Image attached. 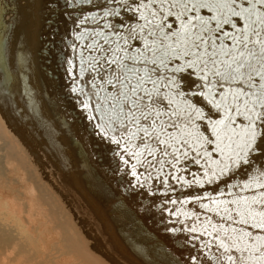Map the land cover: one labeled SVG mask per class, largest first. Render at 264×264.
<instances>
[{
	"label": "bare ground",
	"instance_id": "6f19581e",
	"mask_svg": "<svg viewBox=\"0 0 264 264\" xmlns=\"http://www.w3.org/2000/svg\"><path fill=\"white\" fill-rule=\"evenodd\" d=\"M17 1L21 6H15L16 9L9 6L16 15L31 8H37L38 12L32 17L28 10L24 13L20 26L27 35L23 41L17 39L6 48L0 35V264H218L217 258L219 264H229L228 255L241 264V258L247 260L251 248L264 244L260 239L264 230L251 226L252 217L259 221L258 214L264 212V203H253L264 192L260 183L255 182L264 184V166L256 162L264 157V146L252 153L243 149L244 127H238L242 121L232 126L240 134L234 138H239L241 150H232L233 146L231 150L239 153L244 164L237 165L229 158L226 148L221 153L215 144H205L198 154L183 143L187 139L191 145L198 146L192 135L190 138L181 135L184 120L174 116L163 120L168 131L175 132L179 138V142L173 141L177 151L168 148L165 155L160 145L154 156L145 151L138 163L129 152L140 151L146 143L156 146V139L147 140L141 133L129 140L130 130L134 129L122 118L99 124L102 128L112 127L104 129L106 133L92 126L96 114L100 121L112 112L101 100L92 114L73 106L75 89L71 93L69 85L78 88L82 82L76 77L65 81L68 100L62 107L64 98L57 91H49L48 86L52 83L56 87L64 78L50 79L45 72L48 70L44 59L51 64L55 57L39 59L30 54L34 46H43L41 38L47 27L54 28L48 24L46 27V18L42 16L45 0ZM96 2L103 8L121 7L118 0ZM3 8L0 0V19ZM48 16L53 19L57 14ZM134 25L138 28L140 23ZM58 28L69 29L63 25ZM150 39L157 40L155 36ZM98 55L100 66L111 57ZM144 67L149 74L158 69L159 73L154 74L159 78L166 72L176 75L168 66ZM37 68L46 77L37 75ZM57 70L62 71V67ZM103 70V67L95 69L100 71L96 77L87 75L83 81L95 82L97 93L107 96L110 90L98 83ZM89 71L93 74L92 69ZM256 80L257 90L253 93L264 98L260 89L263 81ZM218 85L221 92L230 95L237 89L234 83L232 88L227 82L219 81ZM247 90L244 89L248 93ZM91 100L92 95H88L85 102ZM232 100L244 103L247 99L236 100L233 96ZM199 106L204 110L199 124V130L204 131L201 139L214 140L211 127L204 126L211 117L221 121V112L203 102ZM115 110L119 111L118 106ZM124 110L127 112V107ZM176 114L183 115L178 110ZM148 123L140 120L143 126ZM171 123L178 127H169ZM258 128L264 130L262 125ZM113 139L129 146H120ZM132 140L135 142L129 143ZM126 147L129 152L124 151ZM237 210L249 219V225L235 222L241 218ZM229 212L231 220L227 219ZM233 229H243V233L252 235ZM219 240L229 245L235 240L244 251L231 247L224 253Z\"/></svg>",
	"mask_w": 264,
	"mask_h": 264
},
{
	"label": "water",
	"instance_id": "95a60500",
	"mask_svg": "<svg viewBox=\"0 0 264 264\" xmlns=\"http://www.w3.org/2000/svg\"><path fill=\"white\" fill-rule=\"evenodd\" d=\"M112 1V0H111ZM120 3V9H112V8H103L102 4H99L96 2V0H45L42 3V16H45L46 18L45 23L46 27L48 25H52L54 28L51 29L47 27V30L45 34L43 35V38H41L42 47L41 45L34 46V51L30 54L34 58L44 57H55L54 60H51V64H48V61L44 59L47 66L45 67V71L47 74L49 73L50 79H57L61 76V78H64L63 83L55 87L52 83H50V88L48 86L49 91L51 90L52 93L54 91L58 93L59 96L63 97L64 100L61 101L62 107H64V103L68 100L66 97L67 94L64 91V88H67L68 85H65V81L69 78L72 79L73 77H76L78 79H81L82 82L80 83L78 88H74L71 84L69 85L72 90L75 89V107H79V109L85 108L86 112L93 113L92 109L99 103L103 101L104 104H106V107H109L110 112L109 115H105L104 117L100 118V121H98L97 114L93 118L92 126L99 128V129H107L110 130L111 128H108L107 126L102 128L99 126V124H106L111 123L112 120H114L117 117V112L114 108V105L116 103L117 93L119 90L122 89V85L117 82L116 77L120 76L121 79L124 77H129L134 82V74L131 71V69L135 68L140 75L144 74V69L147 67H144L145 62L144 58L140 57V53L145 51V43L147 42L151 47L156 48V58L164 59L166 66L172 68L171 71H175L176 67L184 65L185 60H190L191 57H184L182 59H176L172 56L171 52H168L167 55H165L164 51L160 48V41L158 38V35L156 37V41L153 44V41H151V37L153 35H150V30H152V25L147 24V20H152L154 17L152 16L153 12H156L159 15L160 11V0H156L155 3H151L150 0H118ZM226 0H219L220 4H225ZM4 8L2 9V16L1 19L3 21L2 25H0V35L2 40V46H6V48L10 47V42H13L17 39H20V41H23L27 34H24L21 32L23 28L20 26L21 22L23 20L24 13L28 10L30 17L32 15H35L33 13L37 14V8L34 9H25L26 11H21V15H16L14 11H10L9 6H12L14 8L15 6H21L20 1L14 0L13 2H9V0H3ZM41 6V5H40ZM146 6L149 7V10L146 11ZM127 7H131V9H125ZM137 7L138 10L135 8ZM233 7H236L238 10L240 9H246L249 8L250 5L247 3V0H237V4H234ZM168 5H164L165 11L167 10ZM16 9V8H14ZM144 9V10H143ZM23 10V9H22ZM135 14H134V12ZM179 8H177L175 11H178ZM221 11L224 12V14H227V8L223 7ZM27 14V13H26ZM54 16L57 14L56 20L55 17L51 19L48 15ZM217 12L214 10L210 12L207 8H202L199 10V15L208 18L210 16L216 15ZM191 15V13H190ZM131 16V18H130ZM8 18L10 21H8ZM147 18V19H145ZM170 19L175 20V15L170 17ZM234 21H237V28L242 29L246 26V21L243 20L241 17H233ZM8 22L10 26H7L4 22ZM252 21H257L256 15L252 16ZM134 23H140V26L136 28V25ZM59 25H63L64 28L67 26L69 29L65 31H60L58 28ZM212 29L215 30V21L212 22L210 25ZM253 27H256L257 30L261 31V35L264 36V28H261L258 23L253 24ZM176 28L177 31H179L180 28V21L176 20ZM49 29H51V32H53V36H51ZM199 25L197 24L193 31H198ZM41 32V30H40ZM63 32V33H62ZM223 32L224 33H230L235 34L236 30L231 27V25H224L223 26ZM48 34V36H47ZM61 37H60V36ZM215 36L219 37L217 39L216 43L219 45L220 41L222 40L224 44L227 46V48H231L233 46V42L231 39H225L224 35L220 32H215ZM250 40H255L256 36L254 34H250L249 36ZM174 42V41H173ZM36 43V42H34ZM39 43V42H37ZM140 44V46H139ZM135 45V46H134ZM138 45V47H137ZM183 45H181L182 47ZM249 47H252L250 44ZM117 48L120 49V51L117 52ZM36 49V50H35ZM3 51V50H2ZM98 54H101L100 57L104 58H113V55L119 57L122 61V65H127V68H123L120 63H116V66H111L110 64L106 63L103 66H100V62L97 61ZM148 57L152 56V52L149 51L147 53ZM221 59H226V57L223 56L221 53ZM129 57H132L133 59H129ZM41 58V59H42ZM21 65H23V62H20ZM141 64V65H139ZM147 65H151L153 69H157V66H160L161 64H152L147 63ZM164 65H161L163 67ZM62 67V71H56V68ZM100 67H103L104 70L101 71L103 73L102 79L100 84H104L107 89L110 90V95L107 96H100L99 93H97V87L96 83L93 84L85 83L83 79L87 75H92L94 77L97 72L95 69H98ZM156 67V68H155ZM203 67V66H201ZM253 67L257 70H260L259 62L255 61L253 62ZM4 70L7 68L6 65L3 66ZM92 69L93 74L91 71ZM161 69V68H160ZM52 70V71H51ZM115 70V71H113ZM208 79L202 80L201 77L203 76V72H201L199 69H189L185 68L184 71L177 72L175 71L176 75H172L170 73L165 74L163 78H159L154 73H159L158 69L153 70L152 79L156 80L157 87L159 88V95L154 96V100L157 101L153 105V111H161L168 113L169 115H164L161 117V119L167 118L168 120L171 117L175 118H181L184 120L183 125V131H184V137H187V133L191 132L192 136L194 137L193 140H197V135L200 136V134H203L201 130H199V124L202 122L201 119L196 118V111L203 114L204 110L199 106V102H203L206 106H209L211 109L215 111L221 112L223 120L224 116V109L225 108H231L232 109V115L235 119V124L232 126H235L237 121H242V126L238 127H244V129L248 126V121L245 118L244 115H235V109L232 108L233 104H239L241 106V109L243 111V101H234L232 100L233 95H230L225 92H221V86L218 85L219 81L221 82H227L229 84V87L232 88V84H235V88H243L248 89L249 95L244 96L242 98L247 99L248 107H253V102H255V111L264 112V108L260 107L261 103H264V98H258V96L253 95V91L257 90L254 87H249L247 84V76L244 77V83L240 82H230L227 80H222L221 77L215 76L212 74V65L209 63L208 65ZM36 74L38 75L39 70L36 69ZM40 75L43 77L45 76V72L40 69ZM10 71H7L9 74ZM12 74V73H11ZM11 77H14L11 76ZM10 77V78H11ZM46 77V76H45ZM168 77H174L175 78V84L169 85ZM183 77L185 79H183ZM257 78H260L259 75L254 76L253 84L256 86L258 84ZM15 82L14 78H11V80ZM109 81H112V83H109ZM46 82V81H45ZM264 83V81L262 82ZM47 84V82H46ZM48 85V84H47ZM64 85V86H63ZM67 86V87H66ZM149 88H152V84L149 83L146 85ZM212 87L213 92L215 93V100L217 102L222 103V107L217 109L215 104L209 103V101L205 98L208 94V88ZM175 92V95H171L169 92ZM51 95V94H50ZM88 95H92L91 102H85ZM116 97V98H115ZM54 98V97H53ZM55 99V98H54ZM67 99V100H66ZM193 101V102H192ZM83 102V103H82ZM183 102H185V106H183ZM233 102V103H232ZM84 104V105H83ZM87 105V107H85ZM200 108V109H199ZM67 109V107H66ZM195 109V111H193ZM177 110L183 113L176 114ZM50 113V109L48 111ZM173 113V114H172ZM90 114V115H91ZM121 118L125 121H127L123 116ZM51 120V119H50ZM220 120H216L214 118H210L208 123L204 126V128L208 129L211 127V125L214 122H219ZM53 124V120L51 121ZM45 124V123H44ZM121 124V123H120ZM124 126L123 124H121ZM260 125L264 126V122L257 121V126L260 127ZM203 128V129H204ZM202 129V130H203ZM106 133V130H104ZM109 131H107L108 133ZM107 137V135H104ZM201 137V136H200ZM190 138V136H189ZM214 140H215V134H214ZM239 138H234V143L232 146L234 147L232 150L240 151L241 147H237L239 145ZM135 141H131L129 143H134ZM120 146H129L125 144H119ZM117 146V145H116ZM226 150L229 152V158L237 163V165L241 163H246L245 161H242L236 154L235 151H229V149L226 148ZM247 150V149H246ZM249 152H253L256 150H248ZM264 153V152H263ZM257 164H262L264 166V157L261 159H256ZM248 166V165H246ZM263 181V180H262ZM256 183L262 184V182H259V180L255 181ZM264 182V181H263ZM263 189V188H261Z\"/></svg>",
	"mask_w": 264,
	"mask_h": 264
},
{
	"label": "snow or ice",
	"instance_id": "6c2138e0",
	"mask_svg": "<svg viewBox=\"0 0 264 264\" xmlns=\"http://www.w3.org/2000/svg\"><path fill=\"white\" fill-rule=\"evenodd\" d=\"M150 2L155 3L156 0H150ZM247 3L250 5L249 8L238 10L236 7H233L234 4H237V0H226L223 5L219 3V0H160L159 15L153 12L152 16L154 19L147 20V24L152 25V30H150L149 34L153 36L158 35L160 48L164 51L165 55L171 52L172 56L176 59L191 57L190 60H185L184 65L176 67L175 71H184L185 68L199 69L204 73L201 79L207 80V69L210 63L212 65V74L221 77L222 80L244 83V77L247 76L248 86L254 87L255 85L252 83L254 76L259 75L261 80L264 81V36L261 35V31L253 27V24L258 23L261 28H264V0H247ZM165 4L168 5L166 11L164 9ZM223 7L227 8V14L221 11ZM177 8L179 10L174 12ZM202 8H207L210 12L215 10L217 14L204 18L199 15V10ZM173 15H175V20L170 19ZM253 15H256L257 21H252ZM233 17H241L246 21V26L238 29L237 21H234ZM176 20L180 21L179 31L176 28ZM213 21H215V30L210 27ZM2 23L3 21L0 19V25ZM197 24L199 25V30L194 32L193 28ZM224 25H231L236 30L235 34L224 33ZM215 32L222 33L225 39H231L233 46L225 50L227 46L222 40L218 45L216 41L219 37L215 36ZM250 34H254L256 39L250 40ZM154 43L155 41H153ZM250 44L252 47H249ZM181 45L183 46L181 47ZM118 51H120L119 48H117ZM149 51L152 52L151 57L147 55ZM156 51V48L151 47L146 42L145 51L140 53V57L144 58L146 65L147 63H152L161 64L166 67L164 59L157 60ZM221 53L226 59H221ZM129 59L133 58L129 57ZM254 60L259 62L260 70L253 67ZM106 63L110 65L120 63L122 65V61L115 54L113 58L106 60ZM122 67L127 68V65H122ZM131 71L135 77L134 82L129 77H124L123 79L120 76L116 77L117 82L122 85V89L117 93L114 108L117 106L119 108L117 119L119 120L123 116L132 125V129H134L130 130L129 140L139 137L143 133V138L147 140L155 138L157 141L156 146L146 143L143 149L135 153L129 152L127 147L124 149L125 152H129L130 155L136 157L137 162L140 163L139 157L145 151H147L149 156H154L156 147L160 145L163 146L165 155L168 154V148H173L174 152L177 151L173 141L179 142V138L175 135V132L168 131L164 120L161 119L162 116L169 114L158 110L153 111V105L157 103L154 100V96L160 94L157 87L158 82L152 79V75L148 73L147 68H145L143 75H140L135 68L131 69ZM168 80L170 86L175 84L174 77H168ZM109 83H112V81H109ZM149 83L152 84V88L146 86ZM260 89L264 93V83L260 84ZM232 94L236 100L249 95L243 88H237ZM205 98L209 103L215 104L217 109L222 107V103L215 100V93L212 87L208 88V94ZM253 105V107H248L247 100H245L243 111L239 104H233L232 108L235 109V115H244L248 121V126L244 129L242 137L244 140L243 149L260 151L262 150V146H264V130L258 128L257 121L264 122V112L255 111V102H253ZM125 107H127V112L124 110ZM260 107L264 108V103H261ZM137 113H139V116H137ZM196 118L203 119V116L200 112L196 111ZM141 119L149 122L148 126L141 125ZM158 121L159 123H157ZM235 122L232 109L225 108L224 119L211 125V130L215 134V140L206 137L201 139L197 135L198 146L191 145L187 139H184L183 143L189 145L198 154L199 149L203 148L205 144H215L216 150L221 153L225 151V148L231 151L234 137L240 135L232 128ZM121 124H123V120H121ZM169 127L176 129L178 125L171 123ZM184 134L181 131V135L183 136ZM187 135L191 136L192 133L189 132ZM258 138L260 143H257ZM113 142L118 145L121 143L120 140L116 139H113ZM237 147L241 146L237 145ZM209 155L211 154L209 153ZM236 155L239 156V153ZM245 155H247V152H245ZM135 174V170H133V175ZM259 187L264 188V184L259 185ZM253 203H264V192L259 193L258 198L254 199ZM225 211L229 210L225 209ZM236 214L241 217L239 221H235L236 223L249 225L250 221L245 217L243 212L237 210ZM258 215L260 216V220L256 221L255 217H252L254 222L251 226L264 230V212ZM227 219H232L230 212ZM237 231L243 233V229H233V232ZM243 235L250 237L252 234L248 232L243 233ZM260 239L264 240V237ZM219 247L224 250V253H228L231 247L244 251V249H240L239 244L235 240L232 241L231 245L225 243L223 240H219ZM219 259L217 258L218 264ZM226 260L229 264H237V258L231 255L226 256ZM241 264H264V244L251 248L247 260L241 258Z\"/></svg>",
	"mask_w": 264,
	"mask_h": 264
}]
</instances>
